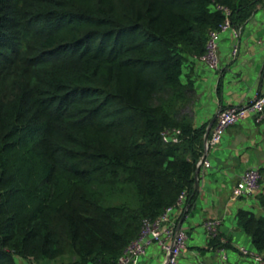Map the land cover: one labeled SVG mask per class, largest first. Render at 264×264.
Returning <instances> with one entry per match:
<instances>
[{"label": "trees", "instance_id": "trees-1", "mask_svg": "<svg viewBox=\"0 0 264 264\" xmlns=\"http://www.w3.org/2000/svg\"><path fill=\"white\" fill-rule=\"evenodd\" d=\"M218 4L237 26L264 0H0V264H117L143 217L192 202L207 126L183 71ZM235 220L261 253L264 213Z\"/></svg>", "mask_w": 264, "mask_h": 264}, {"label": "crops", "instance_id": "crops-1", "mask_svg": "<svg viewBox=\"0 0 264 264\" xmlns=\"http://www.w3.org/2000/svg\"><path fill=\"white\" fill-rule=\"evenodd\" d=\"M263 38L264 5H261L241 25L235 55L231 51L232 32L221 33L218 68L210 69L199 58H189L183 74L186 77L188 73L193 79V90L191 100L183 110L190 115L195 126L205 123L208 127L211 123V128L221 107L245 104L257 90L264 88ZM208 158L210 166L200 167L194 173L196 194L192 202H184L180 224L187 239L178 264H255L254 259L243 256L238 250L248 238L235 222L236 210L254 206L255 196L232 198L230 192L244 169L264 166V119L257 121L249 116L229 125L220 142L209 151ZM212 217L221 218L220 238L230 237L232 246L226 247L230 253L224 260L220 258L218 248L207 245L209 236L202 223ZM199 226L204 229V234ZM261 255L264 260V250ZM163 261L162 249L153 242L138 264H162Z\"/></svg>", "mask_w": 264, "mask_h": 264}, {"label": "built area", "instance_id": "built-area-1", "mask_svg": "<svg viewBox=\"0 0 264 264\" xmlns=\"http://www.w3.org/2000/svg\"><path fill=\"white\" fill-rule=\"evenodd\" d=\"M217 8L223 10L225 18L216 28L208 31L205 41V50L198 56L208 68L216 69L219 66L218 43L221 33L230 30L234 37L232 54L238 52V38L241 32V25H232L227 6L218 4ZM264 48V38L261 40ZM264 88L257 90L253 97L242 105H228L221 107L216 115L215 122L210 128L207 136H203V152L196 161L197 168L210 166L208 154L210 148L216 146L222 137L224 130L241 118L252 116L255 120L264 119ZM178 128H166L162 130V138L165 141H177ZM261 172L259 167L252 166L244 169L231 187L230 195L232 198L249 196L254 194L261 186ZM186 200L185 191H182L175 202L166 206L158 215L154 217H143L137 234L124 246L118 256L117 264H138L140 257L146 252L151 243H157L164 254L163 263L178 264V258L186 247L187 234L181 226L180 221L184 214ZM221 218H206L202 225L208 236H215L218 233ZM223 239V238H222ZM240 254L249 256L258 264L264 263L260 252L250 249L241 244L238 246ZM219 256L222 260L226 259L228 252L225 247L218 248ZM162 263V264H163Z\"/></svg>", "mask_w": 264, "mask_h": 264}, {"label": "rangeland", "instance_id": "rangeland-1", "mask_svg": "<svg viewBox=\"0 0 264 264\" xmlns=\"http://www.w3.org/2000/svg\"><path fill=\"white\" fill-rule=\"evenodd\" d=\"M240 34H241V32H240ZM240 36V35H239ZM186 107V106H185ZM184 107V108H185ZM212 148H210V150H211ZM249 208H251V209H253L255 212H256V214H258V215H260V214H263L264 213V211L262 210V208L258 205V204H255L254 206H249ZM236 222V221H235ZM200 227V229L202 230V232H203V234L205 233L204 232V229L201 227V226H199ZM247 236V241H246V243H245V245H246V247H248V248H250V249H252V245H251V242H250V239H249V236L248 235H246ZM227 252H228V250H227ZM228 253H230V252H228ZM230 256V255H229ZM243 256H245V255H243ZM249 257V256H248ZM179 259V258H178ZM15 260H16V262H17V264H34L33 262H31L28 258H26V257H21V256H17V255H15ZM179 261V260H178ZM254 263L255 264H258V262H255L254 261ZM197 264H200V263H198L197 262ZM253 264V263H252Z\"/></svg>", "mask_w": 264, "mask_h": 264}, {"label": "water", "instance_id": "water-1", "mask_svg": "<svg viewBox=\"0 0 264 264\" xmlns=\"http://www.w3.org/2000/svg\"><path fill=\"white\" fill-rule=\"evenodd\" d=\"M210 125H211V123H210L209 126L207 127V130H206V132H205V134H204V137L207 136V133H208V130H209ZM197 170H198V168L196 167L195 172H197ZM163 264H166V263H163Z\"/></svg>", "mask_w": 264, "mask_h": 264}]
</instances>
